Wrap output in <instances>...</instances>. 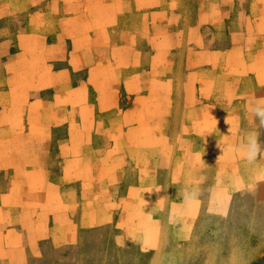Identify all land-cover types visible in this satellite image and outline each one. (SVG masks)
Returning <instances> with one entry per match:
<instances>
[{"label": "crops", "instance_id": "crops-1", "mask_svg": "<svg viewBox=\"0 0 264 264\" xmlns=\"http://www.w3.org/2000/svg\"><path fill=\"white\" fill-rule=\"evenodd\" d=\"M4 1L0 0V21L23 13L26 18L6 28L0 24V216L5 209L17 220L5 228L0 221V262L3 249H12L15 243L35 245L48 240L72 245L88 229L110 223L117 226L125 216H117L113 208L121 200L128 203L131 193L141 190L142 176L147 189L158 193L165 191L160 172L167 171L169 182L182 190L188 171L194 175L201 162L207 161L199 155L201 145L213 144L203 141L197 129L218 126L222 115H237L239 126L246 129L245 138L252 129L264 135L254 112L257 106L264 107V0H47L44 9L36 0H14V13L3 7ZM152 1L158 8L154 12ZM173 6L176 17L170 18ZM153 13L162 16L158 32L152 24L143 27L132 18L125 21V16L151 18ZM152 30L153 37L159 34L149 67L142 74L143 95L127 91L137 84V74L120 68L109 74L118 86H124L129 98L122 118L114 119L110 127L127 130L112 136L109 151L98 152L103 138H93L86 129L102 126L93 112L110 111L107 103L114 108L117 98V90L105 88L104 45L117 54L118 63L122 59L125 64L131 59L129 49L137 48L138 33ZM11 31L14 38L8 36ZM113 31L122 36L114 39ZM11 46L15 52L9 56ZM169 62L176 63L173 76L168 75ZM28 64L37 65L41 72L30 77L19 68L11 71L13 66ZM153 80L160 85L156 91L151 88ZM171 80L178 86L170 91L165 86ZM45 93L50 97L45 98ZM91 97H95L93 102ZM73 99L80 101L79 111L93 115L78 122V133L70 122L65 123L67 135L58 141L63 147L58 153L61 170L55 174L49 152L55 128L61 126L55 116L71 111L69 105L59 108L57 104L61 100L71 104ZM137 105L150 127L171 130L161 132L160 137L132 135L135 125L130 114L137 111ZM24 127L26 132L35 128L37 134L25 135ZM137 144L145 145L142 151H137ZM157 148L161 152L154 156ZM259 151L257 158L264 148ZM127 164L135 170L132 180ZM121 174L126 184L119 195ZM3 175L11 179L4 193ZM150 198L161 197L151 194ZM8 202L30 210L31 218L23 217L24 210L3 209Z\"/></svg>", "mask_w": 264, "mask_h": 264}, {"label": "rangeland", "instance_id": "rangeland-1", "mask_svg": "<svg viewBox=\"0 0 264 264\" xmlns=\"http://www.w3.org/2000/svg\"><path fill=\"white\" fill-rule=\"evenodd\" d=\"M36 1L39 2L41 9L45 8L47 0ZM154 2L152 1L151 5L153 12L158 10L153 5ZM3 5L13 13L17 11L14 0H5ZM22 6L26 9L28 4L25 6L22 4ZM21 8L20 6L19 9ZM175 8V6L171 7L170 18L176 17ZM161 17L159 13H153L151 18L136 14L125 16V21L132 18L143 27L152 24V29H157L155 31L158 32ZM25 18V13L20 16L3 17L0 24L6 28L15 24L16 20ZM11 32L8 36L14 38L13 31ZM121 34L113 31L111 36L115 39L122 36ZM158 34L153 37V30L138 33L137 48L129 49L131 59L125 64L122 59L118 63L117 54L111 53V47L104 45L102 71L105 77V88L110 89L111 92L117 90V98L114 108L113 104L107 103L106 107L112 108L110 111L96 112L95 110L93 112L95 120L102 123V126L86 129L91 132L93 138H103L102 144H98V152L102 149L104 152L109 151L112 136L123 135V130H127L119 126L110 127V125L114 119L119 121V118H122L123 108L128 105L129 98L125 97V92L143 95L145 80L142 74L149 67L150 54L156 50L153 44ZM143 37H145L144 40H142ZM14 52L15 48L11 46L9 56ZM166 66L170 69L168 75L173 76L176 63L169 62ZM239 67L240 65H237L236 69ZM18 68L22 72H27L30 77L41 72L37 65L31 64L13 66L11 71L17 72ZM118 68L125 70L126 74L129 72L137 74L135 76L138 79L137 84L130 86L127 91L122 84L118 86V80L115 81L114 77L109 75L114 70L118 71ZM139 74L141 76H138ZM146 84L149 88V81ZM177 86L176 81L171 80L165 89L171 91ZM151 88L156 91L160 85L153 80ZM20 97L23 98L22 95ZM44 97L49 98L50 95L45 93ZM94 98H90L91 102ZM27 102L28 98L25 97V103ZM66 105H69L71 111L56 113L55 121L61 123V126L55 128L53 133L55 140L49 147L55 174H59L61 170L58 153L63 147L62 145L60 147L58 141L67 135L65 123L70 122L75 133H78V122L85 120L88 116L91 118L93 115V113L79 111L81 104L76 99H73L71 104L61 100L57 107L63 108ZM212 114L216 115V113L209 115ZM130 119L135 125L131 134L135 136L156 137L161 132L166 133L171 130L163 126L149 127L148 123L144 122V112L138 111V105L137 111L131 112ZM114 123L116 125L118 122ZM217 123L218 126L214 128L197 129V135L203 141L209 139L213 144L201 145L199 155L207 161L201 162V169L194 171V175L188 171L182 190L177 191L176 184L169 182L167 171L160 172L159 178L161 182H165V191L158 193L153 189H147L142 176L141 190L131 193L128 203L121 200V203L113 208L117 216L121 217L122 213L125 216V219L121 218L116 223L117 226L110 223L88 229L90 231L82 232L81 238L72 245H54L48 240L38 241L35 245L26 242L21 246L15 243L14 248L3 249V260L0 264H264V153L261 154V158H257V154H260L258 150L264 148V135L261 131L256 132V129L248 133L249 137L254 134L259 148L252 147L249 152L251 159L248 156L245 159L246 150L243 147L245 144H242L241 139L248 141L249 137L245 138L246 129L239 126L238 116L222 115ZM23 130L25 135L37 134L35 128L29 129V132H26L25 127ZM136 146L137 151L143 150V144ZM95 148L96 145L93 144V150H96ZM154 152L153 155L157 156L161 149L157 148ZM241 157H244L242 162ZM126 170L129 174L131 173L130 180L134 179L133 166L127 164ZM124 178L123 174L119 177V195L123 193L126 184H124ZM9 179V176L3 175V193L7 191ZM51 179H53L52 176ZM146 179L149 180V176ZM55 188L58 190V187L55 186ZM30 189H33V185ZM60 192L62 194V191ZM151 194L159 195L161 198L151 199ZM5 207L15 212L26 211L27 214L23 217L27 219L32 216L30 210L11 206L9 202L3 205V209ZM0 221L3 222V228L17 222L16 216L5 209L3 216H0Z\"/></svg>", "mask_w": 264, "mask_h": 264}, {"label": "clouds", "instance_id": "clouds-1", "mask_svg": "<svg viewBox=\"0 0 264 264\" xmlns=\"http://www.w3.org/2000/svg\"><path fill=\"white\" fill-rule=\"evenodd\" d=\"M254 112H255L256 116L260 119L261 125L264 126V107L257 106L254 109ZM243 147L246 150V155L249 157V159H251V157L249 155L250 149L252 147H256L257 149L259 148V145L257 144V142L255 140L254 134L250 135V137L248 139V143L246 145H244Z\"/></svg>", "mask_w": 264, "mask_h": 264}, {"label": "bare ground", "instance_id": "bare-ground-1", "mask_svg": "<svg viewBox=\"0 0 264 264\" xmlns=\"http://www.w3.org/2000/svg\"><path fill=\"white\" fill-rule=\"evenodd\" d=\"M254 3H255V2H254ZM260 8H261V7H260ZM214 12H215V11H214ZM218 12H219V11H218ZM218 12H217V13H218ZM216 19H217V18H216ZM258 20H259V19H258ZM257 23H258V22H257ZM211 35H212V34H211ZM243 41H244V40H243ZM238 51H239V50H238ZM217 54H218V53H217ZM236 58H238V57H236ZM247 59H248V58H247ZM243 61H244V60H243ZM239 65H240V64H239ZM219 67H220V66H219ZM223 67H224V66H223ZM233 67H234V66H233ZM220 69H221V67H220ZM228 75H229V74H228ZM217 77H218V76H217ZM207 78H208V77H207ZM208 79H209V78H208ZM210 80H211V79H210ZM220 81H221V80H220ZM262 81H264V80H262ZM215 82H218V81H215ZM222 82H223V81H222ZM233 84H234V83H233ZM229 88H230V87H229ZM229 88H228V89H229ZM256 91H257V90H256ZM257 93H258V92H257ZM236 95H237V94H236ZM221 96H222V95H221ZM199 111H200V110H199ZM220 115H221V114H220ZM227 115H228V114H227ZM198 117H200V116H198ZM238 118H239V117H238ZM149 127H150V126H149ZM195 127H196V126H195ZM193 129H194V128H193ZM234 131H235V130H234ZM206 133H207V132H206ZM206 133H205V134H206ZM159 137H160V135H159ZM146 138H147V137H146ZM181 140H182V139H181ZM221 140H222V139H221ZM127 141H128V140H127ZM182 141H183V140H182ZM222 141H223V140H222ZM145 142H146V141H145ZM155 142H156V141H155ZM125 145H126V144H125ZM147 145H148V143H147ZM187 145H188V144H187ZM144 146H145V145H144ZM141 148H142V147H141ZM183 148H184V147H183ZM146 150H147V149H146ZM259 150H260V149H259ZM244 153H245V152H244ZM244 153H243V154H244ZM240 156H241V155H240ZM240 156H239V157H240ZM246 156H247V155H246ZM180 157H181V156H180ZM239 157H238V158H239ZM245 161H246V160H245ZM236 163H237V162H236ZM242 165H243V164H242ZM228 166H229V165H228ZM243 166H244V165H243ZM150 168H151V167H150ZM226 169H227V168H226ZM229 173H230V172H229ZM200 175H201V174H200ZM239 176H240V175H239ZM218 178H219V177H218ZM229 179H230V178H229ZM230 181H231V180H230ZM250 181H251V180H250ZM230 184H231V183H230ZM230 184H229V186H230ZM256 191H257V190H256ZM203 193H204V192H203ZM197 205H198V203H197ZM124 210H125V209H124ZM127 215H128V214H127ZM128 216H129V215H128ZM131 218H132V217H131ZM124 219H125V218H124ZM132 219H133V218H132ZM122 220H123V219H122ZM121 222H122V221H121ZM122 224H123V223H122ZM129 224H130V223H129ZM144 226H145V225H144ZM158 226H159V225H158ZM145 227H146V226H145ZM218 256H219V255H218ZM150 263H151V262H150Z\"/></svg>", "mask_w": 264, "mask_h": 264}]
</instances>
